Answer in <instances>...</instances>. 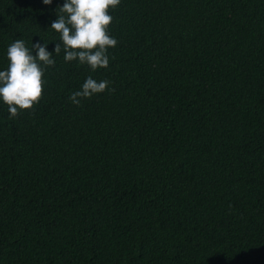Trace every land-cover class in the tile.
<instances>
[{"label": "trees", "instance_id": "trees-1", "mask_svg": "<svg viewBox=\"0 0 264 264\" xmlns=\"http://www.w3.org/2000/svg\"><path fill=\"white\" fill-rule=\"evenodd\" d=\"M63 3L0 0V70L56 62L0 101V264H264V0H121L96 72L54 52ZM89 76L114 91L77 107Z\"/></svg>", "mask_w": 264, "mask_h": 264}, {"label": "clouds", "instance_id": "clouds-1", "mask_svg": "<svg viewBox=\"0 0 264 264\" xmlns=\"http://www.w3.org/2000/svg\"><path fill=\"white\" fill-rule=\"evenodd\" d=\"M43 3L51 5L53 0H43ZM120 4L121 0H64L57 9L58 18L51 24V29L59 34L55 54L60 55L63 50L66 63L78 61V66L87 65L92 72L107 69L109 49L118 45L109 33L114 19L109 13ZM52 57L46 43H33L29 49L23 40L17 39L8 46L7 68L0 70V101L7 105L10 119L34 111L41 102L45 72L56 63ZM110 83L107 79L98 82L89 76L81 90L70 94L69 100L79 107L84 99L106 90L114 91L109 88Z\"/></svg>", "mask_w": 264, "mask_h": 264}]
</instances>
